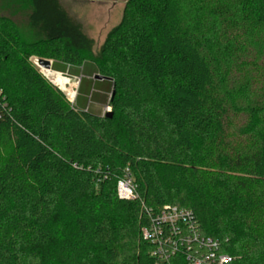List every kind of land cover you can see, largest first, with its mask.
I'll return each instance as SVG.
<instances>
[{
    "label": "trees",
    "instance_id": "trees-1",
    "mask_svg": "<svg viewBox=\"0 0 264 264\" xmlns=\"http://www.w3.org/2000/svg\"><path fill=\"white\" fill-rule=\"evenodd\" d=\"M20 1L26 34L0 13V264H156L142 228L166 206L234 264H264V61L240 58L264 36V0H235L224 44L218 9L207 28L184 0H128L97 54L61 0ZM35 58L92 64L112 117L72 105ZM126 169L133 200L117 192Z\"/></svg>",
    "mask_w": 264,
    "mask_h": 264
},
{
    "label": "rangeland",
    "instance_id": "rangeland-1",
    "mask_svg": "<svg viewBox=\"0 0 264 264\" xmlns=\"http://www.w3.org/2000/svg\"><path fill=\"white\" fill-rule=\"evenodd\" d=\"M127 2L128 0H61L62 5L71 17L82 26L84 33L94 41V54L99 52L110 30L121 22ZM184 5L188 18L194 22L197 20L201 22V20L204 19V22H206L204 26L207 28L215 19L211 12L218 9V14L222 15L217 22L219 24L217 27L213 28V30L216 29V32L218 33L216 34V38L219 39V43L224 44L228 41V38L231 37L230 35H232V32L239 30L237 27L232 29L231 26H233V24L231 26L230 24H227L230 20L234 21V19H240L237 2L235 0H184ZM29 12V5L20 0H0V13L10 16L17 23L23 34L27 33L26 18ZM199 22L196 23L198 24V27H200ZM254 37L255 39H258L256 43H254V40H250L251 37L248 34L246 35L247 40H250V48L245 54H241L240 58H242L244 62H249L253 59L256 60V63L261 64V60L264 61V36L254 35ZM260 57L261 60H259ZM240 61L241 60H237V62ZM237 62L235 63L238 64ZM233 65L234 63H231L228 68L230 71H228L229 76L226 79H229V83L233 82V75L237 77V82L241 79L240 75L243 76L244 68L238 71L240 73L239 75L236 74V69H233ZM55 72L61 73L57 71ZM61 74L63 75V78L70 80L71 82L64 85L63 83L53 82L50 79L48 80L58 89H63L61 91H63L71 102L73 100L75 101L78 95L80 79L76 76H71L68 73ZM52 78H54V76ZM74 93V97H70V95H73ZM235 125L240 126L242 123L240 120H235Z\"/></svg>",
    "mask_w": 264,
    "mask_h": 264
},
{
    "label": "built area",
    "instance_id": "built-area-1",
    "mask_svg": "<svg viewBox=\"0 0 264 264\" xmlns=\"http://www.w3.org/2000/svg\"><path fill=\"white\" fill-rule=\"evenodd\" d=\"M33 63L39 68L37 58ZM39 69L49 79L45 74L48 70ZM70 103L75 105L74 100ZM111 111V106H106L104 116ZM117 192L123 200L136 198V184L129 169L119 180ZM146 212L151 220L142 228V236L153 246L150 255L156 264H170V260L179 254L185 257L188 264H234L233 259L222 251L218 239L201 235L199 223L191 210L166 206L156 215Z\"/></svg>",
    "mask_w": 264,
    "mask_h": 264
},
{
    "label": "crops",
    "instance_id": "crops-1",
    "mask_svg": "<svg viewBox=\"0 0 264 264\" xmlns=\"http://www.w3.org/2000/svg\"><path fill=\"white\" fill-rule=\"evenodd\" d=\"M62 71L80 79L78 95L75 100L77 106L81 110L104 116L105 107L110 106V97L113 91L112 81L98 74L95 67L89 63L80 68L63 66ZM98 76L101 78L98 79Z\"/></svg>",
    "mask_w": 264,
    "mask_h": 264
},
{
    "label": "bare ground",
    "instance_id": "bare-ground-1",
    "mask_svg": "<svg viewBox=\"0 0 264 264\" xmlns=\"http://www.w3.org/2000/svg\"><path fill=\"white\" fill-rule=\"evenodd\" d=\"M45 74L49 77L50 80H52L53 82H57V83H63L64 85L70 83V80H67L65 78H63L62 74L60 73H56L54 71H45ZM54 76V78H52ZM69 81V82H67ZM75 93L73 95H70V97H74Z\"/></svg>",
    "mask_w": 264,
    "mask_h": 264
},
{
    "label": "water",
    "instance_id": "water-1",
    "mask_svg": "<svg viewBox=\"0 0 264 264\" xmlns=\"http://www.w3.org/2000/svg\"><path fill=\"white\" fill-rule=\"evenodd\" d=\"M38 66L42 70L53 71V69H52V61H50V60L38 59ZM97 78L100 79L101 77L98 76ZM106 117H112V113L110 112V113L106 114Z\"/></svg>",
    "mask_w": 264,
    "mask_h": 264
}]
</instances>
